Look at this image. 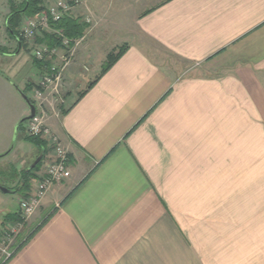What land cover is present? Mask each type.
<instances>
[{"label":"crops","instance_id":"crops-1","mask_svg":"<svg viewBox=\"0 0 264 264\" xmlns=\"http://www.w3.org/2000/svg\"><path fill=\"white\" fill-rule=\"evenodd\" d=\"M121 3L66 68L68 175L6 264H264V0Z\"/></svg>","mask_w":264,"mask_h":264},{"label":"rangeland","instance_id":"rangeland-1","mask_svg":"<svg viewBox=\"0 0 264 264\" xmlns=\"http://www.w3.org/2000/svg\"><path fill=\"white\" fill-rule=\"evenodd\" d=\"M56 1L58 0H43L41 5L46 8ZM23 2L24 0H0V186L11 190H15L17 184L13 183L15 180H18L20 174V171L15 169L16 165L20 162V170L28 169L34 161H36L39 155L37 150L40 149L26 139V137H29L25 131L28 121H25L18 127L21 120L29 115V108L25 100L21 97L19 90L28 97H31L30 88L43 79L46 70H40L35 67L33 60L36 59L29 44L23 43L22 49L18 53H16L17 50H14L17 43L10 36L7 24L8 17L12 14L13 10L17 8L20 9ZM121 2L122 0H107L104 4H101L97 0H81L80 5L75 7L70 15L89 18L92 22V31L98 25V18L105 19L107 26L109 20L110 22L118 21L119 24L123 25L131 20V13H129V10H124V8L120 7L122 4ZM85 3L87 4L86 6ZM146 6V3H141L136 6V8L138 11H141V9H143V7L146 8ZM28 16L27 13L20 15L18 19L21 21L19 30L29 18ZM103 26H105V24ZM101 29L102 32H104L107 28L103 29L102 27ZM58 51L54 62L57 64L58 68H61L65 63L64 57L67 55V46H65V48L60 47ZM156 55L157 54H154L153 57ZM168 57L171 58L170 63H177L172 55ZM99 69L101 70V67ZM92 76V72L87 73L88 78L86 82H88ZM64 82L65 84L63 87L58 90L59 94H56L54 86H50L43 96V101L46 106L44 110L48 115L46 124L54 133L55 131L52 129L51 121L60 119L62 116L66 105L65 101L62 103L61 100H66V95L69 91L65 77ZM43 141L46 142L47 148H49L53 154L49 142L46 140ZM25 159L28 160L21 163V161ZM46 162L48 161H42L43 170ZM37 176L35 177V182L38 179ZM21 192L22 191H18L17 193H5L0 190V229L17 222L21 223V226L17 229L18 234L13 244L15 247L18 246L21 240L19 236L23 233L25 225L20 219V206L18 207L19 216L17 221L7 220L2 214L3 212L15 211L17 209L18 204L16 202V195ZM26 197L27 196H21L20 199H25ZM22 236L24 237L25 235Z\"/></svg>","mask_w":264,"mask_h":264},{"label":"built area","instance_id":"built-area-1","mask_svg":"<svg viewBox=\"0 0 264 264\" xmlns=\"http://www.w3.org/2000/svg\"><path fill=\"white\" fill-rule=\"evenodd\" d=\"M80 3L81 0H58L36 15L29 17L18 32L22 42L29 44L30 48H32V53L36 60L49 61L48 70L46 68L43 79L30 88L31 97L29 99L35 105V114L28 120L25 131L29 136L39 137L42 140L48 141L53 150L52 157L44 164L43 172L37 176L38 179L35 182L36 187L34 191L25 199H20L19 201L20 219L23 224L36 212L49 190L54 185L61 184L68 175V150L59 137L46 124L48 115L44 110L46 106L43 96L50 86H54L56 94H59V88H62L65 84L66 68L73 60L80 40L83 38L71 40L65 37L61 31L52 27L51 24L69 15ZM83 19L92 26L89 18ZM46 34L61 37V45L52 47L48 44L40 43L39 39L43 38ZM65 46L68 49L67 55L64 57L65 63L61 68H58L54 60L59 52V48H65ZM64 101V99L61 100L62 103ZM19 226H21V223L17 222L0 229V264H6L17 251L18 246L15 247L13 244L17 237Z\"/></svg>","mask_w":264,"mask_h":264},{"label":"trees","instance_id":"trees-1","mask_svg":"<svg viewBox=\"0 0 264 264\" xmlns=\"http://www.w3.org/2000/svg\"><path fill=\"white\" fill-rule=\"evenodd\" d=\"M43 0H24L23 5L21 6L20 9H15L13 10L12 14L8 17V30L10 33V36L14 38H18L22 41V39L19 37V26L21 24V21H19L20 15L23 13H27L29 16L32 17L39 13L41 10H43L45 7L41 5ZM52 27L55 29L61 31L63 35L71 40L74 39H80L82 38L86 31L90 28V25L85 22V20L82 17H74L71 16L70 14L62 18L61 20L52 23ZM61 37H56V36H50V35H44L43 38L39 39L40 43H45L48 44L49 46H59L61 45ZM23 43V42H22ZM128 45L124 44L116 49L112 50L110 53H108L106 61L103 63L101 71L99 75L97 76L96 80L100 79L120 58L121 56L127 51ZM33 63L36 68L43 70L46 69L49 61H38V60H33ZM94 82L90 83L88 88L93 84ZM30 87V85H29ZM87 88V89H88ZM84 93H81L80 96H82ZM29 141H31L33 144H35L37 147H39V155L36 158V160H39L38 163L34 161V163L28 168L20 172L19 177H20V182L16 185L15 190L17 191H22L23 190H29L31 186V180L32 177H35L36 172L39 170L42 161H43V156L45 155L46 152V142L43 141L41 138L38 137H26ZM30 238V237H29ZM22 245L18 246V249H20Z\"/></svg>","mask_w":264,"mask_h":264},{"label":"water","instance_id":"water-1","mask_svg":"<svg viewBox=\"0 0 264 264\" xmlns=\"http://www.w3.org/2000/svg\"><path fill=\"white\" fill-rule=\"evenodd\" d=\"M19 93H20L21 97L25 100V102H26V104H27V106L29 108V115L26 116L25 118H23L21 120V122L18 124V127L22 123H24L25 121H28L29 119H31L34 116V114H35V105L31 102V100L29 99V97L25 93H23L22 91H20V90H19ZM39 160H40V158L38 160H36V163H38ZM0 190H2L5 193H8V192H10V193H16L17 192V190H11L9 188L6 189V188L1 187V186H0Z\"/></svg>","mask_w":264,"mask_h":264},{"label":"flooded vegetation","instance_id":"flooded-vegetation-1","mask_svg":"<svg viewBox=\"0 0 264 264\" xmlns=\"http://www.w3.org/2000/svg\"><path fill=\"white\" fill-rule=\"evenodd\" d=\"M15 42L17 43L16 46H18V48L20 47L22 49L23 43L20 39H18L17 37L14 38ZM20 49V50H21Z\"/></svg>","mask_w":264,"mask_h":264}]
</instances>
